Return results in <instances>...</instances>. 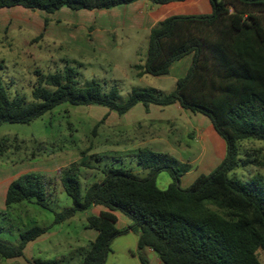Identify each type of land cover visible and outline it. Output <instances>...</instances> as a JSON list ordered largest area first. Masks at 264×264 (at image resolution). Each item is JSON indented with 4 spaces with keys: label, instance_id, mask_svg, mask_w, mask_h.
I'll use <instances>...</instances> for the list:
<instances>
[{
    "label": "trees",
    "instance_id": "1",
    "mask_svg": "<svg viewBox=\"0 0 264 264\" xmlns=\"http://www.w3.org/2000/svg\"><path fill=\"white\" fill-rule=\"evenodd\" d=\"M137 0H0L1 8L21 6L49 15L62 7L72 10L110 9ZM162 5L183 0H148ZM207 14L169 15L159 20L148 35L143 64L135 65L138 75L162 76L171 65L191 55L187 73L178 78L174 89L131 90L119 102L116 87L104 91L95 80L81 85L76 70L37 72L32 101L22 95L9 97L0 74V125L29 123L62 104L97 105L123 115L135 104L178 103L183 109L206 116L225 142V156L210 173H202L188 186L181 187L180 176L188 169L171 164L163 154L151 150L139 154L143 174L123 166H108L104 176L83 187L76 164L61 177L71 205L54 211L49 205V188L40 172H25L8 185L6 208L27 201L53 212L49 225H31L19 231L15 245L0 240V259L23 254L27 242L47 232L93 205L107 208L99 215H88L86 227L98 234L83 252L79 264H105L112 241L119 235H138V251L151 249L162 264H263L264 180L252 175L243 178L235 169L246 163L260 164L242 157V141H260L264 149V0H209ZM81 165L88 166L86 163ZM263 165V164H262ZM167 172L171 182L158 187L159 173ZM262 179V180H261ZM114 211L131 223L123 229L115 225ZM71 257V256H70ZM143 263L146 259L140 255ZM65 256L35 259V264H65Z\"/></svg>",
    "mask_w": 264,
    "mask_h": 264
},
{
    "label": "rangeland",
    "instance_id": "2",
    "mask_svg": "<svg viewBox=\"0 0 264 264\" xmlns=\"http://www.w3.org/2000/svg\"><path fill=\"white\" fill-rule=\"evenodd\" d=\"M25 11L23 14L11 13L9 10L0 12V74L9 97L22 95L27 102L32 101L37 72L52 74L62 72L68 66L76 70V79L81 85L95 80L104 91L116 87L119 102H124L133 89H155L164 94L174 89L175 80L171 74L145 77L137 74L135 65L144 61L148 42L144 30L117 27L108 32L99 31L102 24L90 19L101 12L67 7L50 14V27L48 24L44 27L45 14L42 11ZM103 14L107 16L105 12ZM99 32H104L101 36L108 41L106 43L103 39V46H97L96 34ZM119 116L97 105L62 104L29 123H2L0 181L13 180L25 172H40L50 186V207L60 211L71 205L70 198L63 191L61 177L72 164L78 167V170L73 168L72 172L78 174L85 187L100 181L104 176L103 170L111 165H121L143 174L141 165H138L139 154L147 150L163 154L176 167H179L180 162L193 164V160L202 153L201 140L193 138L189 123L187 129L181 120L174 124L153 123L151 126L140 120L137 126L129 130L119 121ZM143 116V111L133 110L129 120L133 122ZM123 119L127 121V117ZM189 122L193 126L196 123L193 117ZM132 143L139 144L140 148L128 151V145L132 146ZM239 152L242 157L248 156V159H255L260 164L246 163L237 167L235 173L243 178L256 175L264 180L262 142L242 141ZM83 162L88 166L81 165ZM169 182L167 172L159 173L156 178L161 189H165ZM3 210L0 208V240L10 245L17 244L19 231L31 226L36 220L49 225L54 218L52 211L27 201L12 206L6 212ZM89 214L88 211L78 212L72 218L54 224L49 229L53 232L50 240L62 238L66 241L70 236L73 237L84 223L86 225ZM137 241L138 235L131 231L117 236L112 241V252L108 254L105 264H159L155 253L149 252L148 248L138 251ZM78 245L60 247L54 241H44L41 246L46 247L45 251L37 259L65 256V264H76L88 249V245ZM140 255L146 259V263L141 261ZM258 258L264 264V252H258ZM15 261L0 259V264H17Z\"/></svg>",
    "mask_w": 264,
    "mask_h": 264
},
{
    "label": "crops",
    "instance_id": "3",
    "mask_svg": "<svg viewBox=\"0 0 264 264\" xmlns=\"http://www.w3.org/2000/svg\"><path fill=\"white\" fill-rule=\"evenodd\" d=\"M25 9L21 6H14L10 8H1L0 12L2 10H9V12L11 13L23 14L26 12ZM94 11L101 12L98 14L97 17L95 16L93 19H90L95 23L102 24L101 26L102 28L99 31L103 30L108 32L112 29L120 27L122 29H129V30H137V31L144 30L145 35H149L151 28L159 20H162L163 18L169 15L207 14L211 12V4L209 0H183V1H172L162 5H156L148 0H137L130 4L119 5L111 9H104L101 11L94 10ZM103 12L107 14L106 17L104 16ZM43 14L45 13L43 12ZM28 25L30 26V24ZM48 27H50V24H48ZM99 33L96 34L98 39L97 46L99 45L103 46L101 42L103 39L105 40V38L101 36V33L104 32H99ZM105 42L108 43L107 39L105 40ZM143 63L144 61L141 62L140 64ZM190 64H191V55H186L180 60L175 61L171 65L169 73L162 76H167L170 74L173 75L176 84L177 79L184 76L187 73ZM146 75L149 74H143L142 76L145 77ZM133 110H135L136 112L143 111L144 114L143 118H139V120L137 119L131 122L129 120V116ZM111 113L113 116L114 113L113 112ZM123 117L125 118L127 117V121L124 120ZM192 117L196 121L194 126L189 122ZM140 120L146 122L148 126H151L153 123L174 124L175 121L181 120L183 125L187 129H189V127L192 128L193 138H198V140H201L202 153L201 155H199L198 158H195L193 160L194 163L196 162L195 163L196 165L194 166L193 165L194 163L191 164V162H181V163H186L188 165V169L185 172H183V174L180 176L179 184L183 188L188 187L196 179L198 175L202 173L207 174L210 173L212 170H214V168L217 167V165L223 160L225 156V152H226L225 142L217 134L213 125L211 124V122H209L210 120L208 121L206 119V116H204L203 114L193 113L189 110L183 109L178 103H173L165 106L150 104L147 109H145L142 103H137L129 111L119 116V121H121L123 126H127L129 130H131L134 125L137 126L139 124L138 121ZM187 123H189V127ZM132 146L128 145L129 149L127 150L128 151L131 149L136 150L137 148H140L139 144L136 143L134 144L132 143ZM11 181L12 180L9 179H6L4 183L0 181L2 182V185L0 184L1 209L6 208L5 205L6 191ZM170 182H171V178H170ZM102 210H107V208L101 205H93L87 211L90 213L89 215H99ZM114 214L117 218L115 225L118 229L126 228L131 223L130 219L120 211H114ZM84 224H83V228L80 229L76 235L74 234L73 237L70 236L69 239L66 241L65 239L62 238L58 241H56V239L50 240L51 239L50 236L53 234V232L48 230L47 232L36 237L34 240L27 242V244L23 249V254L21 256L16 258H7L6 260H16L15 262H17V264H35L34 260L40 258L39 255H41V253L45 251L46 247L41 245L44 243V241L47 242V240L49 243H52L53 241L54 244L58 243L60 247H62V245L63 246L66 245V247L68 245H72L73 247H75V246H79L78 243H81L83 246L88 245L89 247V244L93 240H95L98 232L93 228H87ZM32 225L45 226L43 225V222L41 221L38 222L37 220L33 222ZM148 251L154 253L149 248ZM156 258H157V262L161 264L157 256ZM79 263L80 262H77L76 264Z\"/></svg>",
    "mask_w": 264,
    "mask_h": 264
}]
</instances>
